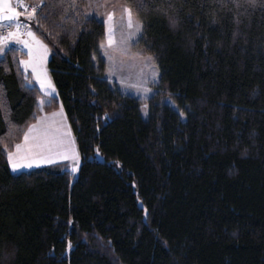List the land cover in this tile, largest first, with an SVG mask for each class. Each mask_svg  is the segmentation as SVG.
<instances>
[{
  "label": "trees",
  "instance_id": "trees-1",
  "mask_svg": "<svg viewBox=\"0 0 264 264\" xmlns=\"http://www.w3.org/2000/svg\"><path fill=\"white\" fill-rule=\"evenodd\" d=\"M26 1L57 94L39 104L24 51L0 57V264H264V0H124L161 73L148 117L104 78L85 0ZM60 107L78 176L12 172L7 153Z\"/></svg>",
  "mask_w": 264,
  "mask_h": 264
},
{
  "label": "rangeland",
  "instance_id": "rangeland-1",
  "mask_svg": "<svg viewBox=\"0 0 264 264\" xmlns=\"http://www.w3.org/2000/svg\"><path fill=\"white\" fill-rule=\"evenodd\" d=\"M13 6L16 7V0H12ZM25 2H28L25 0ZM30 3V2H28ZM31 4V3H30ZM32 7L37 5L31 4ZM131 8L124 0H85L83 11L87 17H95L106 25V37L100 45L97 54L94 59L99 57L106 62V69L104 78L108 84L116 91L123 94L136 97L141 103V111L144 117H148L150 112V98L155 97L160 93V69L158 63L153 56L148 54L143 46L140 44V38L142 36L143 26L141 32L136 31L135 25L137 23L142 24L140 19L132 10L133 15V27H128L127 14L124 12V8ZM132 9V8H131ZM112 13V18L108 19V13ZM26 18H28L25 15ZM20 23V21H19ZM9 24V27H0L1 32H15L16 23L14 22H0V25ZM25 27L17 33V40H11L7 42L5 51L9 47H16L24 51L25 55L21 57L22 60H29V49L22 43L25 40L31 42V37L27 35V32L31 30L35 33V36L42 41L44 45H47V54L43 55V59L37 64L38 71L42 75L46 76V83L44 87H41L40 80L37 79L33 73L32 67H26L20 63L21 68L26 73L31 74L34 84L38 86L41 92L44 94L39 99V104H43L49 95L56 94L57 90L48 68V61L51 55V49L48 43L42 39L29 23H24ZM2 29H4L2 31ZM109 36L112 38V43L109 44ZM4 51V52H5ZM4 52L0 54L3 56ZM34 56L39 57L43 54V49H37L33 47ZM51 81V86H48L47 81ZM32 82V83H33ZM47 95V96H45ZM158 104H169L178 110L182 117L185 113L182 108L179 107L173 99L171 94H164L159 97ZM80 155V154H79ZM96 158L102 160L103 156L100 151L96 152ZM70 170L74 176L77 177L79 173L81 159L79 161L74 159L70 160ZM79 162V163H78Z\"/></svg>",
  "mask_w": 264,
  "mask_h": 264
},
{
  "label": "snow or ice",
  "instance_id": "snow-or-ice-1",
  "mask_svg": "<svg viewBox=\"0 0 264 264\" xmlns=\"http://www.w3.org/2000/svg\"><path fill=\"white\" fill-rule=\"evenodd\" d=\"M20 7L24 8V12H20L16 7L13 6L12 0H0V21H8L16 23V31L8 32L7 35L0 36V54L5 51V46L10 40H17V33L20 29V23L18 18L21 15H26L28 19H32L37 12V7H32L31 11H28L29 5L25 3V0H16ZM54 2H59V0H54ZM74 6V5H73ZM138 7L143 8V4H139ZM124 12L127 14L128 27H133V15L132 9L129 7L124 8ZM112 18V13H108V19ZM170 23L175 26L177 20L174 17H170ZM9 24L0 25V27H9ZM136 31L141 32L142 24L137 23L135 25ZM27 35L31 37V42L28 40L23 41L24 45L29 49V60L20 61L21 64H24L26 67H32L33 73L36 75L37 79L40 80L41 87L45 86L46 76L42 75L37 69V64L40 60L43 59V55L47 54V45H44L31 30L27 32ZM109 44L112 43V38L109 36ZM37 49H43V54L39 57L34 56L33 47ZM48 86H51V81H47ZM44 119V118H40ZM36 125H32L29 128L28 132L24 134V144H16V152H8V162L13 171L19 170L21 167H31L34 163H51L52 161L43 157L41 154L44 152H51L54 148H57L65 144V141L56 137H49L45 132L43 135H33L30 136L29 133L33 132L36 129ZM63 158V157H62ZM20 161H26V163H21Z\"/></svg>",
  "mask_w": 264,
  "mask_h": 264
},
{
  "label": "crops",
  "instance_id": "crops-1",
  "mask_svg": "<svg viewBox=\"0 0 264 264\" xmlns=\"http://www.w3.org/2000/svg\"><path fill=\"white\" fill-rule=\"evenodd\" d=\"M3 30L4 29H2V31ZM7 33L8 32H1L0 36L7 35ZM56 94H52L49 96H55ZM40 118H44V119H40ZM32 125H36L37 127L35 130H33V132L29 133L30 136L43 135L46 132L49 137H56V138L63 139L65 141V144L57 148H54L51 152H44L41 154L43 157L51 160L52 161L51 163H39V164L34 163L31 167H21L17 171H13L9 164L12 172L18 173L21 171H26V170L43 167L47 165H52L55 163H62V162H65L70 166L71 159H74L76 163L77 161H79L80 155H79V151L77 148L76 140L72 132L71 126L69 124V121L64 112V109L62 107L56 110H53L51 112H48V113L39 114L37 117V120L34 123H32L25 132H28L29 128ZM24 143L25 141H24V136H23V139L17 144H24ZM9 152L15 153L16 148L14 147V149ZM20 162L26 163V161H20Z\"/></svg>",
  "mask_w": 264,
  "mask_h": 264
},
{
  "label": "built area",
  "instance_id": "built-area-1",
  "mask_svg": "<svg viewBox=\"0 0 264 264\" xmlns=\"http://www.w3.org/2000/svg\"><path fill=\"white\" fill-rule=\"evenodd\" d=\"M25 3L29 5L28 11H31L32 5L30 3H28V2H25ZM16 8L20 12H24L25 11V9L20 7V5L17 2H16ZM23 28H24V24L20 23V29L22 30Z\"/></svg>",
  "mask_w": 264,
  "mask_h": 264
},
{
  "label": "water",
  "instance_id": "water-1",
  "mask_svg": "<svg viewBox=\"0 0 264 264\" xmlns=\"http://www.w3.org/2000/svg\"><path fill=\"white\" fill-rule=\"evenodd\" d=\"M0 22H4V21H0Z\"/></svg>",
  "mask_w": 264,
  "mask_h": 264
}]
</instances>
